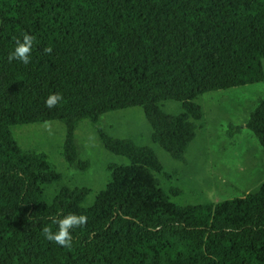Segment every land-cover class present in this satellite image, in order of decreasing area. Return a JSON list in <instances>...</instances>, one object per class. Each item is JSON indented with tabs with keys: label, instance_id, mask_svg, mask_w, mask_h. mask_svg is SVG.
<instances>
[{
	"label": "trees",
	"instance_id": "trees-1",
	"mask_svg": "<svg viewBox=\"0 0 264 264\" xmlns=\"http://www.w3.org/2000/svg\"><path fill=\"white\" fill-rule=\"evenodd\" d=\"M36 39L30 62H9L14 37ZM46 47L51 48L45 53ZM264 0H0V264H264V181L244 196L179 205L160 186L156 152L109 136L101 115L141 107L151 140L183 160L213 90L264 79ZM63 100L49 109L45 99ZM166 100L181 103L168 113ZM88 120L104 147L127 159L85 205L87 187L44 186L61 175L42 152L23 150L16 124ZM264 149V97L246 121ZM85 215L72 246L46 240L52 218Z\"/></svg>",
	"mask_w": 264,
	"mask_h": 264
},
{
	"label": "rangeland",
	"instance_id": "rangeland-1",
	"mask_svg": "<svg viewBox=\"0 0 264 264\" xmlns=\"http://www.w3.org/2000/svg\"><path fill=\"white\" fill-rule=\"evenodd\" d=\"M262 66L264 71V58ZM262 97L264 79L198 96L195 101L203 115L194 121L195 135L183 160L172 158L152 142L151 127L141 107L107 112L100 116L98 126L109 136L130 138L153 148L163 165L155 176L175 204L215 202L244 196L264 181V149L245 125ZM161 107L168 113L182 110L181 103L174 100L163 101ZM11 132L23 150L44 153L60 173V181L44 186L47 200L61 186L87 187L90 192L84 204L88 205L110 179L111 167L127 163L126 158L104 147L96 126L86 119L77 122L74 129V163L64 157L66 128L59 121L16 124Z\"/></svg>",
	"mask_w": 264,
	"mask_h": 264
},
{
	"label": "clouds",
	"instance_id": "clouds-1",
	"mask_svg": "<svg viewBox=\"0 0 264 264\" xmlns=\"http://www.w3.org/2000/svg\"><path fill=\"white\" fill-rule=\"evenodd\" d=\"M21 38L14 37L15 47L12 52L8 55V60H18L23 64H28L30 62V55L32 52L33 43L35 37L27 33H21ZM45 53H50L51 48L46 47L44 49ZM63 100L60 93L50 94L45 99V106L52 109L57 106L59 102ZM52 224L57 225V231H53L50 226H45L42 228L43 236L46 240L54 242L61 247L70 248L72 246V235L70 230L73 228L83 227L87 224V217L85 215H76L69 213L62 218L53 217Z\"/></svg>",
	"mask_w": 264,
	"mask_h": 264
}]
</instances>
